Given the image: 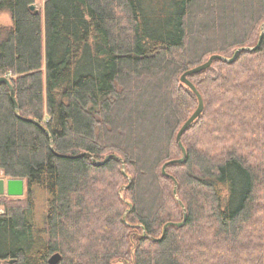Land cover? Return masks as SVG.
I'll return each instance as SVG.
<instances>
[{
	"label": "trees",
	"instance_id": "trees-1",
	"mask_svg": "<svg viewBox=\"0 0 264 264\" xmlns=\"http://www.w3.org/2000/svg\"><path fill=\"white\" fill-rule=\"evenodd\" d=\"M37 1L0 0V264H264V0ZM261 36L188 76L165 175L182 75Z\"/></svg>",
	"mask_w": 264,
	"mask_h": 264
},
{
	"label": "water",
	"instance_id": "water-1",
	"mask_svg": "<svg viewBox=\"0 0 264 264\" xmlns=\"http://www.w3.org/2000/svg\"><path fill=\"white\" fill-rule=\"evenodd\" d=\"M31 10L35 11L36 13L39 12L36 4H33L31 6ZM262 37L263 36H261L258 45L254 48H248V47L240 48L234 53V55L231 58L226 57V56H222V55H217V54L212 55L205 63L191 68L190 70H188L187 72H185L182 75V77H181L182 82L184 84H186L187 86H189L195 92V94L198 96L199 103H198L197 109L187 119V121L183 124V126L181 127V129L179 130V132L177 134V142L183 150V157L181 159L173 160V161H170L167 164H165L163 167V173L165 175L167 174L166 173V166L167 165H169L171 163H182L186 159L187 152H186V148L184 147V145L182 143V135L187 130V128L202 114V112L204 110L203 96L201 95V93L199 92L197 87L194 85V83L189 80L188 76L194 75V74H197V73H200V72L206 70L207 68H209L212 65L213 61L216 59L223 60L225 62H232L233 60H235V58L237 57V55L240 53L241 50H244V49H250L251 50V49L258 48L261 45ZM1 82H6L10 85L11 90H12V100H13L14 104L17 106V101L15 98L14 89L11 86L10 81L7 78L2 77V78H0V83ZM110 157L111 156H107L105 158V160H103V161H95L94 160V162L97 165H102V164L106 163ZM176 187H177V183H176V186L174 188L175 194H177V188ZM25 189H26V187H25V180L24 179H13V178L0 177V196L7 195V196H12V197H22V196H24ZM184 222H185V220L183 222H180V223H169V224L180 226ZM169 224L165 225L164 233H165ZM61 258H62V255L60 253L54 254L50 258V264H57L61 260ZM11 262H13V260Z\"/></svg>",
	"mask_w": 264,
	"mask_h": 264
},
{
	"label": "rangeland",
	"instance_id": "rangeland-1",
	"mask_svg": "<svg viewBox=\"0 0 264 264\" xmlns=\"http://www.w3.org/2000/svg\"><path fill=\"white\" fill-rule=\"evenodd\" d=\"M37 8H42L43 6V1L39 0L36 3ZM8 26V25H12V18L10 16V14L8 12H3L0 15V26ZM40 193H39V198H38V208L42 211L44 209V202H45V209L47 207V198H48V194L45 190L43 189H39ZM45 196V197H44ZM0 210L3 211V208L0 207ZM41 211H38L39 214ZM118 264V263H116Z\"/></svg>",
	"mask_w": 264,
	"mask_h": 264
},
{
	"label": "crops",
	"instance_id": "crops-1",
	"mask_svg": "<svg viewBox=\"0 0 264 264\" xmlns=\"http://www.w3.org/2000/svg\"><path fill=\"white\" fill-rule=\"evenodd\" d=\"M0 212H2V211L0 210Z\"/></svg>",
	"mask_w": 264,
	"mask_h": 264
}]
</instances>
